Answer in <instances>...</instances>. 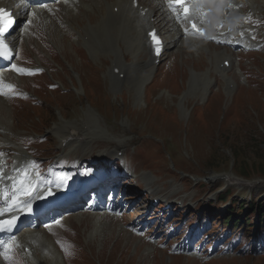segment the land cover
<instances>
[{"label": "rangeland", "instance_id": "374dc122", "mask_svg": "<svg viewBox=\"0 0 264 264\" xmlns=\"http://www.w3.org/2000/svg\"><path fill=\"white\" fill-rule=\"evenodd\" d=\"M111 1L94 0L92 2L90 0L91 6L92 3H95V5L93 4L95 7H91L90 10L87 9L89 4L84 2L83 5L88 13L84 11L80 13L76 9L70 13L75 20H71L70 16L61 10L69 20V27H65L61 21L55 26L49 25L48 30L49 36L53 38L59 49L57 53L51 54L47 46L35 39V44L44 50L40 55L45 56L44 60H41V57L39 58V55L34 52L35 63L44 64L47 60L54 63H56L55 60L61 64L68 63L70 72L60 74L66 82L68 93H63L59 89L53 91L45 88L42 96L43 102L30 98L9 100L7 97L4 101H0V125L6 130L4 131L0 127V154L7 152L10 148L4 146L20 147V136H36L35 131L29 129L30 126H58L64 120H68L64 121L67 123L71 121L88 123V113H90L95 125H99L96 127L100 129V133L90 134L89 142L82 145H80V141L76 140L75 144L72 143L73 148L66 147L65 155L71 154V150L73 152L71 155L76 157V154L86 151V148L89 149L87 152L93 149L97 154L108 149L115 153L114 142H120L121 144L125 143L126 146L121 151L129 153L133 166L144 164L153 170L151 172L148 170L149 173L153 172V175L156 171L158 173L162 171L159 168L166 169L167 164L172 166L175 162L180 169L193 174L192 177L203 176L205 180H208L211 175L225 173L232 174L239 179L264 180V93H261L259 89V87L262 88V92H264V75L261 76L262 81L259 83V87L240 86L238 88L235 69L223 72L224 75L217 72V56L225 52L224 48H209L207 46L204 50L192 53L190 51L193 49L183 50V47H180L183 44L177 43V46H170L172 49L165 53L167 55L165 60L161 58L160 63L156 65L153 79L146 85V79L142 76L150 73L152 69L141 70L139 68V61L143 62L145 59V55L141 54L142 46L139 41L142 28L139 29V24L131 21L112 23L109 15ZM148 1L150 0H141L140 2L148 9L155 8V6H150ZM99 13L104 16V20L101 17L98 18ZM94 26L98 28L96 29ZM157 26L161 29L170 28L164 23H159ZM84 27H90L84 33L87 41L80 34ZM70 31L71 33H68ZM161 31L169 32V30L164 31L163 29ZM223 33L226 34L224 31ZM27 37L30 38L31 35L27 34ZM46 37L48 38V36ZM170 38L168 37L166 42ZM208 45L214 46L213 43H208ZM25 46L29 48V43H25ZM119 50L121 52H118ZM201 52H205V55L203 56L204 53L201 54ZM84 53L88 54V58L92 62L85 61ZM169 54L171 56L168 57ZM172 54H175V57ZM120 55H122L123 64L129 66L131 72L125 74L121 86H116V82L111 78V70L114 65L113 61L118 59L117 62H119ZM229 57L231 56L229 55ZM219 62L220 60H218ZM131 65H133L132 68ZM262 67L264 70V65ZM259 69L255 67L254 70L262 72ZM197 76L207 77V80H211L213 83L217 76L219 79L222 78L219 81L220 84L217 82L219 85H215L220 89L216 90L212 99L208 98V104H204L208 100L203 97V90L204 96L210 95L212 83L205 80L203 84L206 82L207 84L204 88V85L195 79ZM61 77L57 79H61ZM228 80L235 89L228 87ZM18 81L20 85L31 84V78L21 81V77L18 76ZM207 89H209L208 94L206 93ZM146 133L147 135L150 133L148 135L150 138H145L144 134ZM152 134L158 136V141L151 138ZM54 138L60 146L59 139ZM50 142L53 143L52 140ZM57 142L53 144L48 142L47 150L50 151L51 148L58 147ZM40 144H43L42 147H44L46 142ZM163 144L170 151H168L170 153L168 158ZM39 145L37 144L38 147H40ZM76 146L80 147L75 149ZM132 154L135 157H132ZM4 158L1 159L4 160ZM136 171L141 173L140 169ZM62 173L65 174V172H60L57 177H62ZM30 181H33L32 174H30L27 183L30 184ZM221 181L211 182L209 187L212 186L213 189L206 194L202 192L208 188L207 186L202 191L198 188L194 189L192 186L194 182L191 180V186L188 187V184L185 186L187 193L192 195L190 198H194L189 200L195 204L200 202L202 210L213 207L232 210L234 206L229 208L231 206L227 205L232 198H228V202L224 206L218 201L220 200L217 198L219 190L225 187L224 184L219 185ZM171 184V186L178 185L176 182H171ZM121 186L128 190L127 198L130 199L131 208L134 210L131 209L128 216L127 212L121 211L122 220L126 221L132 218L137 219L136 222H139L138 220L144 222L154 218L156 219L155 223L152 220L144 227H136L142 232L152 229H157L159 232L153 231L147 235L135 237L130 234L131 231L126 230L127 227L124 226L122 220L112 222L105 219L102 222L105 227L101 228L102 225H99L100 235L96 237V240H92L88 234L94 228L97 229L92 222V220L94 221L93 217L87 218L85 223L81 224L80 221L87 215L78 216L77 214V217L73 218V222L83 233H80L79 236L81 245L77 259L83 260L85 255L91 260L90 255H92L97 264H198L183 255L174 256L162 251L164 248H172V244L168 245L170 239L174 241L179 239L182 242L186 234L179 229L180 226H177L178 228H174L175 232L171 233L169 238L161 237L164 234L162 232L164 227L168 223L173 224L171 221L174 217L166 218L163 215L157 217L159 213L149 211L145 201L135 193L134 189L132 191L126 184H121ZM245 188L255 191L253 201L258 203L263 200L264 203V185L257 184L252 188ZM168 192L169 190L166 191L167 194ZM226 193H230V191ZM208 200L217 201L210 206ZM249 200V198L237 199L238 202H248ZM237 201H235V209L239 211ZM195 208L189 209L194 210ZM241 214V216L250 215L252 221L256 219L253 209ZM78 217L80 221L77 219ZM175 220L179 225L189 221L182 216H176ZM159 222L164 223L165 226L160 225ZM146 226H151V229H147ZM243 231L246 233L250 230L243 229ZM262 232L264 233V229ZM175 235H177V239ZM156 240H159L160 243L157 244ZM244 242L246 240H243L242 244ZM253 242L255 243L254 247H260V250L257 251H254V247L251 248L257 256L247 255L251 250H245V247H251V244L246 242L247 244L243 248L239 247V255L225 258L217 264H264V255H260L264 253V236ZM38 253L48 252L38 248ZM75 259L70 257L72 260L70 264H76ZM51 264H66V262L59 260Z\"/></svg>", "mask_w": 264, "mask_h": 264}, {"label": "bare ground", "instance_id": "6f19581e", "mask_svg": "<svg viewBox=\"0 0 264 264\" xmlns=\"http://www.w3.org/2000/svg\"><path fill=\"white\" fill-rule=\"evenodd\" d=\"M189 2H191L193 4V11L191 12L190 15H183L182 14L184 17H187L188 20H190L192 18H195L196 24H197V26L199 28H202L204 26L207 27V29H208L207 33L209 34V37H211V38L214 37L215 38L217 36L219 38V37H221L220 35H222V41L224 43H230L231 42L230 34H227V33L224 34L223 31L216 29V24H215V22L213 20H209V19L205 18L204 16H201L200 14L196 13V11L200 7L204 11L213 10V9H210V8L207 7L208 0H205L203 5H199L198 0H189ZM169 4H171V8H172L173 7L172 1H171V3L169 2ZM22 6H23V8L20 10V13L22 14V16H25L28 13V11H29V7L26 4H23ZM160 9H161L160 4H157V6L155 8L148 9L147 7L143 6L142 2L138 3V0H112L111 3L109 4L110 21L112 23H119L121 21H123V22H125V21L130 22L131 21V22L138 23L141 26V28H142L141 40L142 39H143V41L145 40L146 44L148 45V47H149V44L154 47V45H152L151 37L153 35H157L158 31L153 26L156 27V25L157 24L159 25V23H164L167 26L168 25L167 23L171 20V17L168 15L167 11L164 9V6H163V12ZM179 9H181V8H179ZM164 13H165V15H164ZM139 16H141V17L144 16V17L143 18H139ZM153 23H155V24H153ZM121 29H124V28L121 27ZM162 29L164 31L169 30L167 27L166 28H162ZM162 29L158 27V30L160 32H162L161 31ZM192 29L194 31H196L193 27H192ZM89 31H91V30H89ZM112 31H114V30H112ZM92 33H91V35H92ZM182 39H183V31L178 30L177 34H173L171 36L170 40H167V42L165 44H163V48L168 49L170 46H175ZM235 40H239V39H235ZM240 42H242V41L240 40ZM172 55H173V57H175V54H172ZM121 59H122V55L119 56V62L121 64L119 62H117L118 59H117V61H113L114 65H113V68L111 70V78L113 79V81H118L121 78V74H123V73H125V74L128 73L129 74L131 72L130 71V67L126 66L125 64H123ZM154 59H155V57L151 56V58L148 61L146 60L145 63L148 65L149 62L154 61ZM231 65H232L231 57H229V55L223 56L222 67L227 69ZM132 67H133V65H131V68ZM152 74H153V72L151 70L149 75H148V76H150V77H148L149 80L153 77ZM209 89H207V92H206L207 94L209 93ZM88 114L87 115H88L89 122L87 123L85 121H80V124H78V126L82 130L79 131L76 134L77 136H82L83 137V143L85 142L84 139L87 138V136H88V141L87 142H89L90 134L93 135L94 132H99L100 133V129L97 128V127H99V125H95L94 120L91 119L92 116L90 115V113H88ZM96 124H98V123H96ZM59 125L61 127L59 129H62L64 131V134L62 135V138L67 139V140H69L70 136H73V133L71 132V130L77 128V125L75 124V122H68L67 123V122L61 121L59 123ZM84 131H86L87 133H85ZM105 137L107 138L108 136H105ZM121 145L123 146L124 144L119 143V145H117V147L121 148L122 147ZM22 163H23V161L20 160V162H17L15 164V166L17 167L20 164L22 165ZM224 176H225L226 179H233V177H234V175L229 174V173H225ZM218 177H219V175H211L209 179L213 180V179L218 178ZM58 191L59 190H57L54 187L42 186L36 191V193L33 195L31 200L29 201V204H27V206L28 205L30 206L36 200L43 198V196L47 192H51V193L54 194V193H57ZM13 207H14L12 209L13 212L9 213L8 216H13V215H16L17 213H20V210H18L16 208L15 204L13 205ZM4 216H7V214H5ZM87 217H90V215L89 216L87 215L86 217H83L81 222H83ZM101 218L96 219L94 221L92 220L93 224L97 227V229H98L99 225H102L103 224L102 222L105 220L103 217H101ZM38 236H40V238H41V239L38 238L39 241L46 240L48 246L51 247V245H50L51 241H50V239H48V236L45 233H43V234L42 233H38ZM16 240L20 243V239L18 237H17Z\"/></svg>", "mask_w": 264, "mask_h": 264}, {"label": "snow or ice", "instance_id": "6c2138e0", "mask_svg": "<svg viewBox=\"0 0 264 264\" xmlns=\"http://www.w3.org/2000/svg\"><path fill=\"white\" fill-rule=\"evenodd\" d=\"M186 11H187V9H186ZM0 17H8V13H6L5 10H4L3 8H0ZM10 22H11V21H10V17H9V18H8V23H10ZM193 27H194V28L196 27L195 24H193ZM6 28H7V24L0 25V36L3 35L4 31L6 30ZM3 48H4V49H7V45L4 44V45H3ZM4 54H5L4 52H0V55H4ZM13 67H15V66H13ZM17 71H19V72H21V73L28 72V70H25V69H17ZM28 74H34V73L28 72ZM50 195H51V193H50ZM0 214H2V213H0ZM12 223H14V221H13ZM8 226L11 227L12 224L9 223Z\"/></svg>", "mask_w": 264, "mask_h": 264}]
</instances>
